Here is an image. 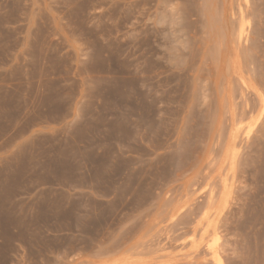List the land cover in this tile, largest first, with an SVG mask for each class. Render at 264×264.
<instances>
[{
    "label": "rangeland",
    "instance_id": "obj_1",
    "mask_svg": "<svg viewBox=\"0 0 264 264\" xmlns=\"http://www.w3.org/2000/svg\"><path fill=\"white\" fill-rule=\"evenodd\" d=\"M0 264H264V0H0Z\"/></svg>",
    "mask_w": 264,
    "mask_h": 264
}]
</instances>
